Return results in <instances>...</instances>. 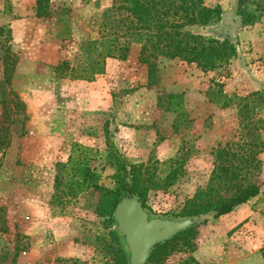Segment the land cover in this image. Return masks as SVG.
<instances>
[{
  "label": "rangeland",
  "instance_id": "374dc122",
  "mask_svg": "<svg viewBox=\"0 0 264 264\" xmlns=\"http://www.w3.org/2000/svg\"><path fill=\"white\" fill-rule=\"evenodd\" d=\"M204 3L220 5L221 19L190 30L233 40L237 56L207 72L163 60L150 86L127 35L119 40L128 46L124 59L102 60L88 50L124 33L119 0H50L46 19L36 17L34 0H0V27L11 30L9 58L0 61V264L111 259L105 245L117 231L95 212L99 192L72 197L59 185L71 171L62 164L72 158L87 162L91 183L110 189L116 157L142 164L143 207L174 219L187 218L183 207L211 182L217 148L254 155L258 167L242 170L240 180H264V14L246 26L237 0ZM59 17L69 34L59 33ZM219 90L226 103L216 100ZM168 95L181 98V115L170 110ZM166 162L181 166L182 175L164 190L149 176L164 177ZM178 247L161 264H264V183L230 213L194 226V237L182 235Z\"/></svg>",
  "mask_w": 264,
  "mask_h": 264
},
{
  "label": "trees",
  "instance_id": "16d2710c",
  "mask_svg": "<svg viewBox=\"0 0 264 264\" xmlns=\"http://www.w3.org/2000/svg\"><path fill=\"white\" fill-rule=\"evenodd\" d=\"M35 15L46 19L52 16L50 0H34ZM249 6L252 9H249ZM117 9L126 14L124 33L113 37H103L97 44L88 45L89 52L96 53L102 60L105 58L124 59L128 46L120 45L119 40L125 37L139 47V62L147 67L148 85L157 82L156 73L163 60L178 59L185 63L195 64L203 71H212L226 65L238 53L237 44L229 38H212L190 30L192 27H205L221 19L220 5L207 6L204 0H119ZM237 14L243 25L257 23L264 14V0H237ZM125 21V19H123ZM122 20V21H123ZM121 21V22H122ZM59 33L69 34V25L63 17L57 19ZM11 30L0 27V61L9 58V41ZM9 70L11 65L9 64ZM8 69V66L5 67ZM98 71L102 69L98 66ZM6 80L9 75L5 74ZM170 110L181 115L183 103L179 96L168 95ZM216 100L226 103L227 96L217 91ZM0 103H3L0 100ZM75 147L79 148L78 145ZM215 170L210 183L205 190H201L183 207L181 217L210 215L211 219L230 213L234 208L246 203L260 192L262 181L241 182L240 172L247 167L256 169L259 161L250 155L242 157L227 148H217L214 153ZM249 158V159H244ZM115 173L113 175L115 187L113 189L91 183L92 171L87 162L79 157L69 159L66 164L71 171L62 175L59 185L66 190L67 195L77 197L79 194L94 189L99 192L95 212L109 224H113V210L123 196H133L144 206L146 202V178L142 177V164H125L117 157ZM177 163L176 160L171 161ZM237 162V165H235ZM164 177L149 176L158 182L160 188L172 186L182 175L181 166L172 167ZM223 191L222 193H220ZM110 242L105 248L112 253L111 259L103 264H127L120 237L115 231H110ZM186 235L194 237V227H190L163 243L154 246L148 263L161 264L175 251L180 250L178 239ZM264 257V248L262 250ZM146 262V263H147Z\"/></svg>",
  "mask_w": 264,
  "mask_h": 264
},
{
  "label": "water",
  "instance_id": "95a60500",
  "mask_svg": "<svg viewBox=\"0 0 264 264\" xmlns=\"http://www.w3.org/2000/svg\"><path fill=\"white\" fill-rule=\"evenodd\" d=\"M112 218L124 243L127 264H146L156 244L210 220L211 216L206 214L181 219L151 216L137 198L127 195L116 204Z\"/></svg>",
  "mask_w": 264,
  "mask_h": 264
}]
</instances>
